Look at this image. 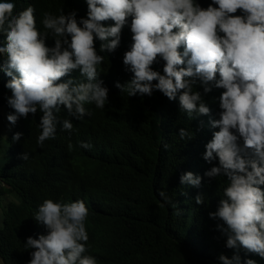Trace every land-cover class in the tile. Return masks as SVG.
<instances>
[{
    "label": "clouds",
    "instance_id": "obj_1",
    "mask_svg": "<svg viewBox=\"0 0 264 264\" xmlns=\"http://www.w3.org/2000/svg\"><path fill=\"white\" fill-rule=\"evenodd\" d=\"M85 3V17L78 19L76 10L45 12L39 29L34 6L15 11L16 0H0V32L6 34L0 43L4 53L0 66L11 78L5 87L11 92L7 103L15 110L7 121L14 126L29 114L42 113L37 144L43 147L46 140L55 139L58 125L71 133L73 119L83 120L104 109L109 88L100 79L105 60L100 53L115 52L128 27L132 43L123 64L133 75L115 87L128 97H151L159 90L181 114L186 113L184 118L205 131L206 141L201 138L197 153L185 151L187 158L196 156L203 165L181 169L180 176L182 185L196 189V204L205 203L206 191L198 189L205 176L226 178L222 198L208 214L226 237L225 246L236 254L232 258L221 254L219 264H242L240 249L264 258V0ZM96 41L101 42L99 50ZM161 60L163 74L153 68ZM77 70L79 78H71ZM65 77L69 78L62 80ZM62 108L68 118H59ZM209 126L215 129L213 134L208 133ZM23 135L14 133L13 142ZM193 136L188 129L179 130L181 140ZM92 141L102 143L93 135L80 147L91 149ZM68 147L71 150L72 145ZM21 158L26 161L28 153ZM217 160L204 176L195 174ZM69 176L73 187L57 193L56 200L45 199L34 213L36 223L23 242L24 264H105L102 246L92 243L87 220L91 208L102 202L91 183L65 177ZM158 196L176 207L166 191L160 190ZM243 264L257 262L246 259Z\"/></svg>",
    "mask_w": 264,
    "mask_h": 264
},
{
    "label": "trees",
    "instance_id": "obj_2",
    "mask_svg": "<svg viewBox=\"0 0 264 264\" xmlns=\"http://www.w3.org/2000/svg\"><path fill=\"white\" fill-rule=\"evenodd\" d=\"M29 5L35 7L39 29L45 12L59 15L61 9L65 14L76 10L79 19L88 10L85 0H16L15 11ZM5 35L0 32V43L5 42ZM131 36L125 27L117 50L100 53L105 56L100 79L109 88V103L92 116L73 119L71 133L58 125L55 139L46 140L43 147L37 144L42 113L29 114L14 126L7 121V115L15 111L7 103L11 92L5 87L11 78L0 66V264H24L23 242L36 223L33 215L45 199L56 200L57 193L73 187V178L66 175L91 183L97 200L102 202L91 208L87 220L92 243L102 246L105 264H219L221 254L229 258L236 254L235 249L225 246L226 237L208 214L216 210L226 178L205 176V183L198 188L206 191L201 205L195 203L196 189L180 182L184 173L181 169L203 165L196 156L187 158L185 151L197 153L195 147L201 138L206 141L205 131L184 118L186 113L181 114L180 108L159 90L151 97H128L115 87L116 82L124 84L133 75L123 64ZM53 43L48 40L49 46ZM100 43L96 41L97 50ZM3 56L0 52V65ZM164 63L154 64V70L162 73ZM75 74L71 78H79L78 70ZM58 116L68 118L63 108ZM162 127L165 134L160 137L157 133ZM181 128L194 133L193 138L181 140ZM211 131L213 134L215 129ZM16 132L24 134L19 142L12 140ZM93 135L102 143L92 141L91 149L81 148L80 142H87ZM25 152L29 155L26 161L21 158ZM215 165L218 160L196 169L195 174L204 176ZM160 190L168 193L176 207L159 198ZM186 202L190 205L185 206ZM239 255L242 264L246 259L264 264V258L246 254L243 249Z\"/></svg>",
    "mask_w": 264,
    "mask_h": 264
},
{
    "label": "bare ground",
    "instance_id": "obj_3",
    "mask_svg": "<svg viewBox=\"0 0 264 264\" xmlns=\"http://www.w3.org/2000/svg\"><path fill=\"white\" fill-rule=\"evenodd\" d=\"M178 106H180V104H178ZM210 116H211V113H210ZM210 116H208L209 119H210ZM209 119H208V121H209ZM211 129H212V128H211L210 126L207 128L208 133H209V132H212ZM212 130H213V129H212Z\"/></svg>",
    "mask_w": 264,
    "mask_h": 264
},
{
    "label": "water",
    "instance_id": "obj_4",
    "mask_svg": "<svg viewBox=\"0 0 264 264\" xmlns=\"http://www.w3.org/2000/svg\"><path fill=\"white\" fill-rule=\"evenodd\" d=\"M220 111V108H219V110L217 111V113Z\"/></svg>",
    "mask_w": 264,
    "mask_h": 264
}]
</instances>
